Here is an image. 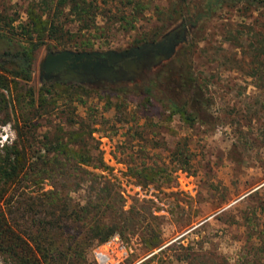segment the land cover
I'll use <instances>...</instances> for the list:
<instances>
[{
    "label": "rangeland",
    "instance_id": "rangeland-1",
    "mask_svg": "<svg viewBox=\"0 0 264 264\" xmlns=\"http://www.w3.org/2000/svg\"><path fill=\"white\" fill-rule=\"evenodd\" d=\"M31 1L0 0V34L21 37L19 24ZM175 2L151 0L142 19L78 32L66 45L39 38L29 80L0 70L7 85L0 86V148L18 132L41 151L62 135L70 149L88 148L95 163L102 159L106 169H87L105 176L98 181L109 179L123 199L120 230L104 242H85L77 264H264V80L258 76H264V67L257 64L256 74H247L238 44L251 35L248 27L264 30V9H220L194 31L196 44L188 57L213 102L202 113L204 121L186 123L142 88L45 77L49 52L136 48L162 28ZM98 3L112 10L117 5L116 0ZM105 19L102 11L97 25ZM172 87L174 101H182ZM52 185L44 181L43 190ZM36 189L20 191L35 194ZM77 189L70 192L72 202L86 197L84 185ZM109 217L117 218L118 210ZM154 240L160 243L150 248ZM0 263L17 264L1 251Z\"/></svg>",
    "mask_w": 264,
    "mask_h": 264
},
{
    "label": "trees",
    "instance_id": "trees-1",
    "mask_svg": "<svg viewBox=\"0 0 264 264\" xmlns=\"http://www.w3.org/2000/svg\"><path fill=\"white\" fill-rule=\"evenodd\" d=\"M150 1L116 0L114 10L101 8L98 0L31 1L26 20L19 24L21 37L0 34V70L29 80L32 53L44 37L66 45L84 30H106L120 20L132 24L144 17ZM239 5L263 10L264 0H176L165 13L162 28L146 35L133 50L137 52L129 71L110 70L106 76L93 77L94 81L142 88L146 96L163 99L186 123L204 121L202 113L210 110L213 102L193 74L188 57L196 44L193 34L217 10ZM102 11L105 25L99 26L97 19ZM248 32L251 35L240 37L238 42L243 55L240 63L248 65L247 74L254 76L257 64L264 67V30L248 27ZM35 33L39 41H33ZM258 76L264 80L263 74ZM173 85L183 95L182 101H174ZM0 86L7 87L3 81ZM60 138L63 136L55 137V146L48 147L45 142L46 148L41 151L27 145L28 138L18 132L16 140L0 148V251L17 264H77L85 242H104L122 226L123 199L113 191L109 179L98 181L102 175L87 169H106L102 159L95 163L90 149L72 150ZM46 180H52L53 185L43 190ZM83 185L86 197L72 202L70 192ZM23 186H37L33 190L36 193L21 192ZM116 209L118 217L111 219L109 213H116ZM159 243L154 240L150 248Z\"/></svg>",
    "mask_w": 264,
    "mask_h": 264
},
{
    "label": "flooded vegetation",
    "instance_id": "flooded-vegetation-1",
    "mask_svg": "<svg viewBox=\"0 0 264 264\" xmlns=\"http://www.w3.org/2000/svg\"><path fill=\"white\" fill-rule=\"evenodd\" d=\"M135 48H129V54L123 55L122 57L115 56L114 54L104 55L106 51H97V50H89V51H73L70 58L67 59V64L64 65L63 68L58 71H51L49 74H46L45 77L49 78H62V79H84V78H93L102 72V69L97 68L95 64H102L103 66H107L108 64H104L103 60L106 59L109 63V59L112 58L115 60L111 63L110 70L116 71H129L131 69V65L133 63V50ZM124 51V50H122ZM99 52V53H93ZM113 52H121V51H113ZM107 73L105 74V76ZM88 76V77H87Z\"/></svg>",
    "mask_w": 264,
    "mask_h": 264
},
{
    "label": "water",
    "instance_id": "water-1",
    "mask_svg": "<svg viewBox=\"0 0 264 264\" xmlns=\"http://www.w3.org/2000/svg\"><path fill=\"white\" fill-rule=\"evenodd\" d=\"M93 53H99V52H93ZM71 54H73V51L68 49H63L58 52H49L47 53L45 60H44V70L46 71V74H49L51 71L55 70L58 71L59 69L63 68L65 64H67V59L70 58ZM114 54L115 56L122 57L123 55L129 54V51L124 50L121 52H113V51H106L104 52V55ZM115 60L112 58L109 59V63L106 59L103 60L104 64H108L107 66H103L102 64L98 63L95 64L97 68L102 69V71L109 72L111 68V63H113Z\"/></svg>",
    "mask_w": 264,
    "mask_h": 264
},
{
    "label": "built area",
    "instance_id": "built-area-1",
    "mask_svg": "<svg viewBox=\"0 0 264 264\" xmlns=\"http://www.w3.org/2000/svg\"><path fill=\"white\" fill-rule=\"evenodd\" d=\"M99 258L105 259L104 255H102V254H99ZM0 264H2V263H0Z\"/></svg>",
    "mask_w": 264,
    "mask_h": 264
},
{
    "label": "bare ground",
    "instance_id": "bare-ground-1",
    "mask_svg": "<svg viewBox=\"0 0 264 264\" xmlns=\"http://www.w3.org/2000/svg\"><path fill=\"white\" fill-rule=\"evenodd\" d=\"M106 261V259H102V262H105ZM111 262V261H110Z\"/></svg>",
    "mask_w": 264,
    "mask_h": 264
}]
</instances>
